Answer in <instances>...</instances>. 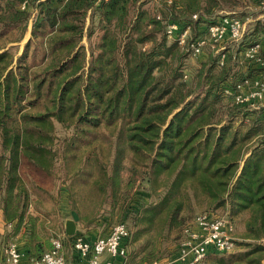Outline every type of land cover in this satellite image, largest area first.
<instances>
[{
  "label": "trees",
  "instance_id": "trees-1",
  "mask_svg": "<svg viewBox=\"0 0 264 264\" xmlns=\"http://www.w3.org/2000/svg\"><path fill=\"white\" fill-rule=\"evenodd\" d=\"M242 1L171 0L157 19L146 0H0V215L14 231L25 224L28 256L50 247L39 196L59 164L81 227L103 214L131 220L128 264L162 260V232L175 231L178 244L201 196L204 211L242 216L243 229L229 255L196 264H264L260 111L222 94L228 76L215 57L187 82V53L163 33L167 20L193 32ZM253 25L264 42V22ZM137 182L152 199L126 211Z\"/></svg>",
  "mask_w": 264,
  "mask_h": 264
},
{
  "label": "built area",
  "instance_id": "built-area-1",
  "mask_svg": "<svg viewBox=\"0 0 264 264\" xmlns=\"http://www.w3.org/2000/svg\"><path fill=\"white\" fill-rule=\"evenodd\" d=\"M155 1L162 4L171 3V0ZM250 1L256 4L258 10L264 11V0ZM24 7L25 3H22V8ZM156 18L161 19L160 13H157ZM191 19H197V14H192ZM254 20L248 16L241 18L226 13L211 19L206 25L205 34L195 36H191L193 28L191 22L182 25L167 20L163 33L167 38L176 41L182 50L191 56H198L204 48H210L218 65L223 66L228 57V47L243 39L248 25ZM257 20L264 22V14L258 16ZM242 54L244 61L256 65L257 74L244 73L239 78L228 77L221 92L223 95L231 96L236 104H247L259 110L264 125V42L250 43ZM234 234V224L225 215L212 211L200 212L184 226L183 238L177 244L176 252L166 263L155 264H196L208 254L231 253L236 248ZM129 236L127 225L121 221L113 224L107 234L93 240L86 239L82 234L66 235V240L82 258L77 264H128ZM1 250L4 264H67L64 242L60 235L53 236L50 247L37 256H28L26 249L14 238L3 244Z\"/></svg>",
  "mask_w": 264,
  "mask_h": 264
},
{
  "label": "rangeland",
  "instance_id": "rangeland-1",
  "mask_svg": "<svg viewBox=\"0 0 264 264\" xmlns=\"http://www.w3.org/2000/svg\"><path fill=\"white\" fill-rule=\"evenodd\" d=\"M145 6L149 7L150 10L153 8L155 11L160 13L158 9L160 7H163V4L162 3H155V5H154V3L151 0H146ZM226 13H228V14L230 13V14L236 15V16L241 17V18H245L248 16V17L254 18L255 20L248 25L247 31H246L243 39L239 43L234 44V45H230L228 47V49H227L228 50V57H227L225 65L223 67V70H225L227 72L228 77H236V78L238 77L239 78L244 73L248 74V75H255V74H257V72L255 70L257 68L256 65L253 63H247L246 61H244L242 53H243V50L245 49V47L247 45L254 42L255 40L260 39L259 36L252 35V30L255 26L253 24L255 23V21H257V17L264 14V11L258 10L256 8V4L251 2L250 0H244L237 7L225 8V9L216 11L211 19H214L215 17L226 14ZM258 21H261V20H258ZM261 23H262V21H261ZM208 24H209V22L204 23V24L201 23L200 25H196V27H194L195 28L194 31L191 32V36H195V35H199V34L200 35L205 34L206 25H208ZM29 36H30V25H28V29H27L23 39L17 43L16 55H19L22 52L23 46H24L25 42L27 41V39L29 38ZM92 40H96V36L92 37ZM168 40H171V39L168 38ZM262 40H264V39H262ZM82 42L86 46H88V42L85 38H83ZM208 57H212V58L214 57V52L211 51L210 48H204L203 52L198 56H191L189 54H185V67H184L183 71L185 70L189 74L187 76V82L192 81V76L194 75L195 70L198 68L200 61H203ZM240 61H241V63H240ZM221 69L222 68L215 66L214 71H215V73H219V72H221ZM56 132L60 138L63 137L64 135H66V133H67V132L65 133L64 130L61 129L59 126H57ZM68 133H70V132H68ZM56 167H58V168L54 171V177L50 180L43 181V186L48 190V192H47V194L41 193V196H39L40 197V204H39L40 210L39 211H41V212H38V214L40 216H41L40 213H42V214L44 213L46 215L47 222L45 223V225L48 227L46 229V231H47L46 235L48 236V239H46V240L49 242V244H50V240L53 236L60 235V236H62L64 246L66 247L68 244L70 245V242L66 240L67 239L66 233L63 234V230H64L63 221H64V218L66 216L70 217L71 214H68V213L64 214L63 210L60 209V207L62 208V202H63L62 201L63 199L61 196L62 192H63V194H62L63 197H65L64 194H66V197H67V203L66 204H67L68 209L72 210V212L75 215H76V212L71 208V204H70V201H69L68 196H67L68 192H67V189L65 187L66 184H63L61 178L60 179L58 178V177H63L62 176L63 172H62L59 164H56ZM137 185H139V186H137ZM73 187H74V189L83 188V187H80V184L79 185L74 184ZM132 192L134 193V195H133L134 199H133V202L131 203V205L129 204L130 207L128 206L126 208V206H125L126 211L130 210L129 208H134V207H138L139 205L140 206L144 205V203L148 204L152 199V197L149 193V190L147 189L146 183L145 184H140L138 182L135 183L134 187L132 189ZM202 197L203 196L198 198V200L196 202L197 205L190 207L192 212L188 211L191 214L189 217L192 218L196 214L203 212L206 209V207H205L206 202L204 201V199ZM77 200L80 203L84 202V204H85V202L89 201V198L86 199L85 195L81 193V195L76 198V201ZM198 202H199V204H198ZM81 208H84V207L81 206ZM212 212H214V211H212ZM214 213L221 215V213H226V212L221 211V210H217V212H214ZM128 214L131 215V214H136V213H134L133 211H129ZM124 216L125 215H123V217ZM76 217H77V215H76ZM232 219H233L232 222H233L234 227H235V234L234 235H235L236 239H238V233H240L241 230L243 229L242 216H240L239 218H232ZM77 220H78V218H77ZM122 220L127 225L128 229L130 231V236H131V234L133 232V226H132L131 220L128 218V216L127 217L125 216V219L123 218ZM0 223H1V221H0ZM115 223H117V222L111 221L108 215L103 214L102 216H99L95 220V224L92 225L91 227L84 228V227H81L80 224H79V226L81 229L80 231H82V233H85L87 230L97 228L101 234L105 235V234H107L109 228ZM0 228L3 231V233L0 232V237H1L0 238V246L1 247L3 245V244L1 245L2 242L9 241L12 238H14L16 241L19 240V241H23L25 244H28L27 238H24V236H23L25 224L22 223L16 231H14V227H11L10 224H7L5 222L0 224ZM162 233L164 236L161 237V239L156 242V246H157V249L159 250V253L163 257L162 260H160L159 262L166 263L168 261V259L170 258L171 253L172 254L175 253L176 249H177V244H175L174 239H173L176 232L175 231H172V232L163 231ZM135 246L137 247V245H135ZM1 247H0V264H4V262L1 258V251H2ZM129 250H130V247L128 249V252H129ZM169 251H170V254L167 255V253ZM217 255H218V257H224V256H227L229 254H217ZM159 262H157V263H159ZM153 264H155V263H153Z\"/></svg>",
  "mask_w": 264,
  "mask_h": 264
},
{
  "label": "crops",
  "instance_id": "crops-1",
  "mask_svg": "<svg viewBox=\"0 0 264 264\" xmlns=\"http://www.w3.org/2000/svg\"><path fill=\"white\" fill-rule=\"evenodd\" d=\"M90 11H88L89 13ZM89 22V19H88V16L86 17V25L88 24ZM28 25H31V21L28 23ZM63 194V192H62ZM61 194L62 196V208L60 207L61 210H63V213L66 214H71L70 217H65L64 218V221H63V228H64V231L66 233V222L68 220H71L74 222L75 224V230H74V234H82L86 239L88 240H93L95 239L96 237L98 236H103L104 234H101L97 228H94V229H90V230H87L85 233H82V231H80V226H79V223L77 221V217L76 215L72 212V210L68 209L67 207V197H66V194H64L65 197H63V195ZM65 206V207H64ZM67 207V208H66ZM0 221L2 223H4V221L2 220L1 216H0ZM9 226V225H8ZM0 232L3 233L2 229L0 228ZM67 234V233H66ZM101 234V235H100ZM21 238V237H20ZM18 241V244L21 245L22 248H26L25 246V243L23 241ZM25 246V247H24ZM1 247V246H0ZM129 249V248H128ZM64 251H65V255H66V262L67 264H77L80 260H82L81 256L78 254V252H76L75 250H73V248L71 247V245H67L66 247L64 246Z\"/></svg>",
  "mask_w": 264,
  "mask_h": 264
},
{
  "label": "water",
  "instance_id": "water-1",
  "mask_svg": "<svg viewBox=\"0 0 264 264\" xmlns=\"http://www.w3.org/2000/svg\"><path fill=\"white\" fill-rule=\"evenodd\" d=\"M74 230H75V224L73 221L68 220L66 222V233L68 235H73L74 234Z\"/></svg>",
  "mask_w": 264,
  "mask_h": 264
}]
</instances>
